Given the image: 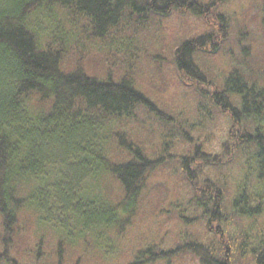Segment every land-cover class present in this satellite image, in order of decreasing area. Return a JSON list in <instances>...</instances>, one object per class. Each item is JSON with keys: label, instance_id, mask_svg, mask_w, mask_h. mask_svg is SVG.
<instances>
[{"label": "trees", "instance_id": "trees-1", "mask_svg": "<svg viewBox=\"0 0 264 264\" xmlns=\"http://www.w3.org/2000/svg\"><path fill=\"white\" fill-rule=\"evenodd\" d=\"M229 1L0 0V264H45L43 238L17 242L27 219L38 230L56 226L54 264L96 255L117 264H264V0L249 33L253 8L238 26L221 11ZM51 13L66 28L82 21L86 35L46 34L41 15ZM192 19L204 27L179 38ZM175 20L176 44L139 41L135 68L100 77L72 57L81 40L131 43L153 26L167 34ZM168 61L177 104L140 88L149 71L165 76ZM203 112L228 120L219 153L199 137ZM157 173L178 178L187 197L149 202ZM143 217L162 226L150 239L144 227L135 246L127 233ZM169 220L184 236L165 229ZM197 225L202 233L191 231Z\"/></svg>", "mask_w": 264, "mask_h": 264}, {"label": "rangeland", "instance_id": "rangeland-1", "mask_svg": "<svg viewBox=\"0 0 264 264\" xmlns=\"http://www.w3.org/2000/svg\"><path fill=\"white\" fill-rule=\"evenodd\" d=\"M200 1L203 3H210V2H215L216 0H200ZM260 6H261V0H231L227 2L226 7L222 8L221 11L225 9L226 13L230 16V18L231 17L233 18V23H236L239 26L243 23L241 22L243 18L241 17L240 12L244 10L246 13L247 11L246 7L250 9L253 8L251 12H249L247 19L244 20L246 22L243 27V30L244 32L246 31V33H249V27H250L249 22L257 14ZM49 15L51 17L49 16L43 17L41 15L42 17L41 21L45 24V25L42 24L43 27L42 29L46 32V34L49 33L53 35L54 32L58 33L65 31V33H67L69 36H71V34L72 35L78 34L79 32L83 34V36L86 35V30L82 24V21L78 23L79 25L77 24L78 26L77 28L75 26L73 29H70V27L67 28L65 27L66 26L65 23L56 20L58 17L56 18L52 13ZM193 20L194 19H192V22L189 21L187 23L186 29L184 31L183 30L182 32L179 31L178 34L179 38L191 39L199 32L202 26L204 27V25H200V29H199L197 26L198 22L197 21L193 22ZM161 24L164 23H160L158 24V26ZM178 26H179V22H178ZM178 26L175 20L173 25L167 26L166 29L168 30L167 34L165 33L161 35L162 33L161 34L155 33L156 35H158V37L156 35H153L152 33L159 32L160 30L157 31L159 27L155 28V26H153L152 29L147 30L150 33L148 38L146 36L141 37L140 33L138 35L133 34L131 37L133 38L134 42L131 41V43L128 40L116 42L114 40L112 41L111 39H106V41L103 43L92 40L90 42L83 43L84 41L81 40L82 42L80 44L78 42V45L75 44L72 47L71 49L73 53L72 57L78 60L84 59L83 60L84 62L82 63L83 66H86L88 71L94 73L96 76H100V77L104 76V72L106 71L111 72L113 70L115 71L116 74L118 71H121V69H129L130 68L129 66L131 67L133 66L134 68L136 67L137 61L134 60L137 59H132V55L133 53L138 52V49L141 46L139 41L146 42V45H149L148 47H162L165 46V42L168 43V45L174 46V44H176L175 43L176 39L174 37L175 29ZM257 28H255V31H257ZM159 43L161 46H156L159 45ZM239 50L240 49H236L237 52L235 55L239 53ZM162 54H163V59H170L171 53L168 52L166 48ZM74 59L69 60V63H67L68 66L71 65L72 67L73 64H77V61ZM144 59H146V57ZM214 59L218 65H221L223 67L228 66V62H227L228 59L226 57H223L222 59L221 58L217 59V57H215ZM169 62L170 61L165 62L166 66H169ZM142 63H144V61H142ZM144 66H147L146 61L144 63ZM169 67L170 69H167ZM169 67H166L167 70L164 68L165 72L163 73L165 76H159V75L156 76L152 74L151 71L144 74L143 78L142 77L140 78V88L142 89V91H144L145 93H147L149 96H151L157 101H161V102L166 101L167 103L172 102L173 104H177L179 102L178 93L180 91H178V89L176 88V84H175L176 79H175V74L173 73V69L171 68V66ZM260 68L264 69V66L261 65ZM162 87H164V90H162ZM194 101L195 100L187 96L186 98H184L183 103H186V107L189 108L190 107L189 103H192ZM202 115H204L206 119L209 118V115L207 113L203 112ZM198 119H201L202 120L201 123H204V125H201L203 129H201V135L199 137H201L202 141L203 140L206 141V143L208 144V149L211 153H219L221 150V143L226 139L227 136L228 120L224 117H221L218 121L213 122L210 119H207V121H205V119L201 117L196 119V121H199V123L200 120ZM233 173L236 176H238L237 170L233 171ZM178 180H179L178 178L167 176L166 173H157L155 178L151 180V183L149 184L148 194L146 196L147 200H149V202H151L152 204H158L162 198L163 199L166 198L165 200L168 201V203L179 204V202L182 201L181 197L186 198L187 195L185 190L181 188ZM159 188L160 190L157 191ZM150 222L154 223L153 220L150 219L149 217L138 218L136 221H134L133 225L129 229L126 239L129 238L134 239L135 240L134 245L136 246L137 245L136 238H139L140 234L142 236V233L140 232L144 227L145 229H143L142 231L144 234L147 233L149 234L150 232H152L150 233V235L147 236L146 239H150V237L156 235L154 234V232L156 233V229L153 228H157V227L160 228L162 225L159 224V226H156V224H154L155 226H150L149 224ZM31 225L32 224H30L29 219H27L26 224L24 226L27 227L28 233H25L24 235L22 234L19 237V239H21L20 242L19 240L17 242L20 243L23 247L27 248L29 247L30 244L31 246L34 245L33 243L34 241L36 242V240H38L39 238H43L44 239L43 242H45V244L44 243L42 244V246L44 245L43 248H45V250L47 249V251H50L46 257L45 264H54L55 262H57L55 253L53 252L51 255L50 253L52 250H54L55 244L59 240L57 236V230L55 228L56 226L53 225L52 228L50 226L49 227L44 226L41 230H38L37 228L33 227V225L32 226ZM165 225H166L165 229H169L175 235V237L177 236V239L178 236L179 237L184 236V234H182L183 225L178 221L169 220L167 223H165ZM191 231L197 234L202 233V229L199 225L193 227ZM235 231H239V229L237 230L236 226H233L231 230L232 234H235ZM74 249L75 250L72 251L71 257L75 258L76 253H78L80 249L79 247L78 248L74 247ZM103 254H104V250L102 251V255ZM98 258L99 260H96ZM107 258L113 259V256ZM116 260L117 258L113 262L106 260L105 257L103 256L99 257V255H96L95 257H93V260H90V262L89 261L88 262L89 264H117ZM22 261L27 263L28 260L24 258L22 259ZM75 262L76 259L72 261V259L69 258L67 260V263L65 262L64 264H75ZM88 262L85 264H88Z\"/></svg>", "mask_w": 264, "mask_h": 264}]
</instances>
